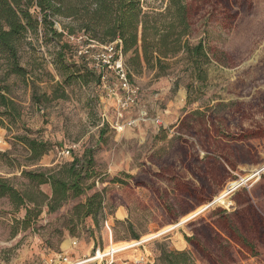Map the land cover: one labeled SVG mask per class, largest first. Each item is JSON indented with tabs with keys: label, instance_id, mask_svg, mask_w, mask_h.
<instances>
[{
	"label": "rangeland",
	"instance_id": "rangeland-1",
	"mask_svg": "<svg viewBox=\"0 0 264 264\" xmlns=\"http://www.w3.org/2000/svg\"><path fill=\"white\" fill-rule=\"evenodd\" d=\"M190 1L198 12L189 41L201 40L211 62L204 83L191 77L179 57L170 61L165 76L155 78L153 71L143 69L128 88L111 73L101 82H65L74 72L63 73L54 64L57 39L42 24L27 33L19 48V62L29 72L26 79H3L0 62V88L7 86L22 108L19 121L2 119L0 125V154L5 153L0 176L19 188L21 170L55 168L86 149L93 150L96 174L85 196L69 199L52 213L44 209L26 228L20 224L25 211L1 198L0 264H63V258L80 262L110 243L140 242L209 206L230 182L264 168V0ZM161 6L162 0H145L143 10ZM69 23L61 20L54 28L58 32ZM73 28L72 38L63 31L61 41L71 45L66 61L80 64L77 51L85 43ZM131 90L133 96L122 107ZM55 94L64 97L55 99ZM25 135L50 144L36 165L27 161L28 148L17 139ZM258 175L246 178L226 203L215 202L172 231L136 246L135 252L117 253L112 264H153L163 247L188 251L197 264H207L198 249L205 246L222 256L207 229L212 222L248 242L240 249L230 241L235 249L227 256L235 261L226 264H264V226L254 225L244 203L257 182L261 185L256 189L264 190V170ZM41 190L50 195L47 185ZM95 192L103 195L96 219L70 221L72 208ZM181 240L185 244L178 248ZM98 263L110 259L87 264Z\"/></svg>",
	"mask_w": 264,
	"mask_h": 264
},
{
	"label": "trees",
	"instance_id": "trees-1",
	"mask_svg": "<svg viewBox=\"0 0 264 264\" xmlns=\"http://www.w3.org/2000/svg\"><path fill=\"white\" fill-rule=\"evenodd\" d=\"M162 1L164 6L145 11V0H0V62L3 79L10 75L26 79L29 72L19 62V48L27 33L36 32L42 24L50 36L57 39L54 64L63 73L74 72L65 77V82L72 79L85 83L101 82L107 73L112 74L106 66L97 64L94 55L99 53L101 46L119 41L117 48L121 51L127 78L131 83L133 76L141 74L143 69L153 71L155 78L165 76L170 69V61L178 57L184 61L186 70L191 71V77L204 83L205 67L211 63L210 57L201 40L196 43L189 41L197 8L190 0ZM61 20H68L70 23L57 32L54 25L60 24ZM73 27L82 33L85 43L77 51L80 64H69L66 61V52L71 49V45L61 41L63 31H67L68 37L72 38L70 36L75 32ZM94 47L98 50L93 53ZM88 59H91V68L88 66ZM63 95L55 94L54 98H63ZM21 115L22 108L9 96L7 86L1 87L0 125L3 126L2 119L14 124L20 120ZM17 139L28 148L27 161L30 164L36 165L50 150L48 142L26 135L18 136ZM0 156H5V153ZM93 156V150L86 149L81 156L73 155L70 161L55 168L23 169L20 172L23 182L19 188L11 184L9 179L0 176V199H7L15 210L25 211L20 224L26 228L44 209L52 213L69 199L86 195L94 186V182L88 184V181L96 175ZM45 185L50 188V195L41 190ZM260 185V182L256 183L244 203L249 206L248 211L255 219L254 225L263 229L264 212L261 209H264V200L260 198L264 196V190L256 189ZM102 203L103 195L99 192L87 196L72 208L70 221H81L87 217L96 219ZM207 229L211 237L215 238L217 249L222 252V256H215L208 247L198 249L207 264L235 261L232 256H227L229 251L234 252L235 249L231 242L240 249H246L244 245H248L245 239L241 242L236 240L218 222L208 224ZM137 238L139 237L135 236ZM186 240L189 241L190 238ZM249 248L250 252H255L251 246ZM153 264L197 263L188 251L167 250L163 247Z\"/></svg>",
	"mask_w": 264,
	"mask_h": 264
},
{
	"label": "bare ground",
	"instance_id": "bare-ground-1",
	"mask_svg": "<svg viewBox=\"0 0 264 264\" xmlns=\"http://www.w3.org/2000/svg\"><path fill=\"white\" fill-rule=\"evenodd\" d=\"M262 171L264 170V168L261 169ZM257 173H253V175H251V177L249 178L248 176L247 177H244V178H241L240 180L238 181H232L230 182L226 189L221 192L217 197H215V200L213 202V204L215 202H218V203H226V199H227V196L232 193L233 190H236L238 187H240L244 182H246V178H248V180L250 179H253L257 176ZM210 206V205H209ZM208 205L206 206H203L201 208H199L197 211L191 213L190 215L186 216L185 218H183L180 222H178L176 225H173V226H169L163 230H161L160 232L156 233V234H152V235H147L145 237L142 238V240H140V242H131V243H127V242H121V243H110L109 247L103 251L102 253L99 251L97 252L96 254V257L95 258H90L88 260L85 259V261H80V262H76L75 264H87V263H90V262H93V261H100L102 260L104 257L106 256H110L111 254H117V253H126V252H129L131 250L134 251L135 247L140 245V244H144V243H147L149 242L150 240H153L155 238H157L158 236H161L165 233H168L170 231H172L174 228L184 224L186 221L192 219L193 217H195L196 215L200 214L201 212H203L205 209H207L209 207ZM185 244L184 241H180V243H176L177 247L178 248H181L183 247ZM136 250V249H135ZM135 252V251H134Z\"/></svg>",
	"mask_w": 264,
	"mask_h": 264
},
{
	"label": "built area",
	"instance_id": "built-area-1",
	"mask_svg": "<svg viewBox=\"0 0 264 264\" xmlns=\"http://www.w3.org/2000/svg\"><path fill=\"white\" fill-rule=\"evenodd\" d=\"M118 43L119 41H115L111 44L101 46L99 53L94 55V60L97 62V64H102L106 66L107 69L110 70V72H112V74L118 80V82H120V84H122L124 87L128 88L131 84L127 78V69L123 63V57H122L121 51L119 48H117ZM102 80H105V76L102 77ZM130 92L131 94L125 99L124 102L121 103L122 107L127 105V103L130 101V97L133 96L135 91L131 90ZM68 153L69 151L65 152V154H68ZM96 254L94 258L96 257ZM114 255H116V253L111 254L110 256H106L100 261L103 262V260L106 261L107 258H109L110 263L108 264H112L114 260ZM75 263L76 262L69 261L67 258H63V264H75ZM98 264H101V263H98Z\"/></svg>",
	"mask_w": 264,
	"mask_h": 264
},
{
	"label": "water",
	"instance_id": "water-1",
	"mask_svg": "<svg viewBox=\"0 0 264 264\" xmlns=\"http://www.w3.org/2000/svg\"><path fill=\"white\" fill-rule=\"evenodd\" d=\"M262 170L260 169L259 171H258V173H257V175L261 172ZM259 176V175H258ZM234 191V190H233ZM232 191V192H233ZM213 204V201H211V202H209V205H212Z\"/></svg>",
	"mask_w": 264,
	"mask_h": 264
}]
</instances>
